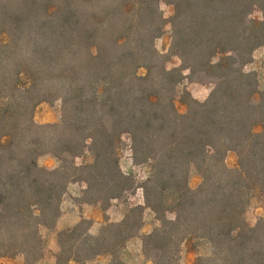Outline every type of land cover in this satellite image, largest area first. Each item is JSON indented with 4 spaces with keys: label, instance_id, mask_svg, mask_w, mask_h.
<instances>
[{
    "label": "trees",
    "instance_id": "obj_1",
    "mask_svg": "<svg viewBox=\"0 0 264 264\" xmlns=\"http://www.w3.org/2000/svg\"><path fill=\"white\" fill-rule=\"evenodd\" d=\"M162 3L174 7L170 20ZM260 48L264 0H0V259L41 262V229L55 226L73 182L87 185V202L124 199L135 177L120 166L128 134L134 164L152 165L145 207L97 235L86 219L59 232L57 264L120 253L143 228L132 219L138 209L160 222L142 236L153 264H181L185 244L196 264H264V217L254 226L245 218L251 197L264 196V89L245 71ZM173 56L181 66L169 70ZM186 71L214 89L204 102L185 91L182 114L174 90ZM57 100L60 123L37 124V107ZM46 154L59 167H41Z\"/></svg>",
    "mask_w": 264,
    "mask_h": 264
},
{
    "label": "rangeland",
    "instance_id": "obj_2",
    "mask_svg": "<svg viewBox=\"0 0 264 264\" xmlns=\"http://www.w3.org/2000/svg\"><path fill=\"white\" fill-rule=\"evenodd\" d=\"M161 9L164 13V16L167 20H170V18L174 14V7L172 5L168 4H161ZM256 19H262V13L259 10H256L253 15ZM171 24L168 22L164 29V34L157 39L156 41V47L162 54H167L170 49L171 45ZM181 66V61L178 57L173 56L170 57L168 60L166 67L167 69H175L179 68ZM246 72H253L258 76L259 79V85L261 89H264V48L257 49L253 56V62L248 64L245 67ZM139 76H144L146 74V70L141 68L138 71ZM185 75H187L180 83H178L175 87L174 92V100L177 110L184 114L188 110V105L186 103V96L184 95L185 91H188L191 96L199 101L204 102L209 97L210 93L214 89L213 84H202L198 82H193L188 78V72H185ZM62 117V102L61 100L54 101L52 103H41L36 111L34 120L37 124L43 125V124H50V123H60ZM119 155H120V166L121 170L123 172L132 171L133 177L132 179V189L128 193V195L122 199L119 200L117 203L121 205V208L119 210L115 209V212L124 213L125 216H129V209L138 207H145V178L148 175L149 171L152 170L151 162L145 163L142 165H135L133 162V151H132V141L131 137L128 134L123 135L122 141L120 144L119 149ZM53 157L52 155L46 154L39 158L38 162L41 167L48 168L43 163L46 157ZM82 159L77 160L78 163H82ZM238 163V156L235 152H229L226 156V165L229 168H236ZM79 164V165H80ZM60 165V163H59ZM59 167V166H57ZM56 167V168H57ZM48 169H54V168H48ZM202 179L200 174L195 170L192 169L191 172V178H190V185L193 188H196L200 183ZM86 197V195H85ZM102 208L105 207V203L101 204ZM150 209H144L140 210L138 209L133 215L132 219L141 220L143 222V226H146L144 228L148 230H153L155 227L160 225V222L157 220L156 215V222L152 218H149ZM153 212V211H152ZM144 217L146 220L144 221ZM167 217L169 219H174L175 215L173 213H168ZM264 217V196L261 197L258 194H254L251 197L249 206L247 208L245 218L249 225H256L260 218ZM46 228L43 227L41 229V233L44 237L45 242L48 241L47 233H45ZM145 234V233H144ZM60 251V250H59ZM59 253V252H58ZM57 253V254H58ZM53 252H51L49 249H46L45 255H44V261H47L48 259H53ZM57 256V255H56ZM105 256V257H103ZM101 258H96L95 260H91L87 262L86 264H151L152 262L150 260H147L146 257L143 255L142 258H135L132 257V254L129 253V251H123L121 250L120 253L116 254L114 257H111L109 255H103ZM196 259L194 264H196ZM1 260H4L10 264H24V257L22 255H17L15 257L11 258H1Z\"/></svg>",
    "mask_w": 264,
    "mask_h": 264
},
{
    "label": "crops",
    "instance_id": "obj_3",
    "mask_svg": "<svg viewBox=\"0 0 264 264\" xmlns=\"http://www.w3.org/2000/svg\"><path fill=\"white\" fill-rule=\"evenodd\" d=\"M48 168H56L59 166V161L53 157H46L43 162ZM80 163H78L79 165ZM87 185L83 182H73L69 184L67 191L61 202V214L57 219L53 228H46L48 241H46V249L53 252V259H48L43 262V259L39 264H57L56 255L60 250L58 243V234L61 231L71 229L75 227L81 220L86 219L91 222L89 232L92 235H97L102 227L110 222H120L125 218V214L115 212L121 208V205L117 202L118 199H113L107 208H102L99 202H87L84 200L86 195ZM149 218H152L156 222L155 214L150 211ZM146 218L144 217V221ZM143 226L139 234L131 238L124 246L123 251H129L132 257L142 258L143 257V240L142 236L150 233L152 230H148ZM99 256L98 258H101ZM105 257V256H103ZM198 257V253L189 248L188 244L183 245L181 254V264H194L195 258ZM0 264H7L6 261L1 260ZM10 264V263H8ZM13 264V263H12ZM110 264V263H108ZM128 264V262H127ZM153 264V263H151Z\"/></svg>",
    "mask_w": 264,
    "mask_h": 264
},
{
    "label": "built area",
    "instance_id": "obj_4",
    "mask_svg": "<svg viewBox=\"0 0 264 264\" xmlns=\"http://www.w3.org/2000/svg\"><path fill=\"white\" fill-rule=\"evenodd\" d=\"M152 170L149 171L148 175L146 176L145 180L148 179L151 175Z\"/></svg>",
    "mask_w": 264,
    "mask_h": 264
}]
</instances>
